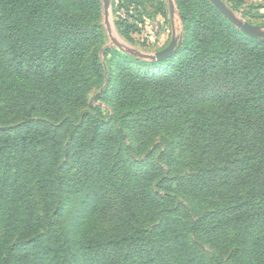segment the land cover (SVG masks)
<instances>
[{"label":"trees","instance_id":"1","mask_svg":"<svg viewBox=\"0 0 264 264\" xmlns=\"http://www.w3.org/2000/svg\"><path fill=\"white\" fill-rule=\"evenodd\" d=\"M82 21L63 0H0V264H264V43L198 28L158 84L122 74L102 119L85 105L97 50L77 81ZM75 164L96 188L83 232L64 224ZM110 196L122 212L102 230Z\"/></svg>","mask_w":264,"mask_h":264},{"label":"rangeland","instance_id":"2","mask_svg":"<svg viewBox=\"0 0 264 264\" xmlns=\"http://www.w3.org/2000/svg\"><path fill=\"white\" fill-rule=\"evenodd\" d=\"M82 1L80 10L78 9L79 0H63V5L68 13H78L82 16V29L87 33L85 40L73 39V41L84 42L85 57L79 64L83 72L82 76L81 74L77 76L80 85L84 83V75H87L85 66L94 50H97L98 63L102 67V82L88 91L85 105L90 108H98L102 112V117H105L102 119H106L107 115L111 113L113 91L118 90V82L122 74L137 75L140 78L149 76L148 82L158 84L160 81L157 80L160 76H168L173 73L185 47L191 46L200 33L198 28L205 32L208 30L210 38L215 34L238 45H241L240 42H242L239 34L247 38L246 44L264 43V0H222L239 19L261 28L257 39L243 34L219 14L228 23V26L226 24L223 26L221 19L209 10L207 5L210 3L207 0H109L107 20L104 16L102 0ZM169 1L172 3L173 11L170 10ZM182 6L184 10L191 8L195 11V15L192 17L193 25L191 29H188L189 31L185 29L184 23L181 21ZM171 42L176 44V52L166 60L155 61L154 55L168 47ZM221 42L214 40L207 49L221 52L225 48ZM137 54L146 56V59L137 57ZM70 76L73 77L72 74ZM86 77L89 78V76ZM66 85L68 87L66 89H69L72 85L78 84L67 81ZM100 92H104V94L101 97H96ZM3 104H5V100H0V106ZM86 112L87 110L82 109L79 114L82 115ZM173 124L179 125L180 122L177 119ZM156 133L158 136L167 134L165 131ZM124 134L127 138L126 130ZM178 134L173 133L170 136L177 137ZM143 157H140L139 160H142ZM124 159L131 162L127 155H124ZM77 167H79L77 164L73 165L70 171V180L72 181L70 188L75 191V195L63 210L65 226L67 228L72 226L75 232L87 228V225L83 226V224L89 219L90 213L85 209L87 201H82V199L86 191L96 189L92 186L94 185L92 180H86L88 176L86 170L76 172ZM26 172L28 173L27 170ZM29 173L27 175L28 182L31 188H34L35 182ZM109 198L112 201L109 202L110 208L100 224L102 230L113 226L122 212L120 201L114 196ZM3 229L4 220L0 214V237Z\"/></svg>","mask_w":264,"mask_h":264},{"label":"water","instance_id":"3","mask_svg":"<svg viewBox=\"0 0 264 264\" xmlns=\"http://www.w3.org/2000/svg\"><path fill=\"white\" fill-rule=\"evenodd\" d=\"M219 13L222 17H224L230 24L234 25L240 32H242L245 35H248L254 39H257L259 36V31L261 28L252 26L241 19H239L237 16H235L232 11L225 5V3L222 0H207ZM103 2V8H104V16L105 19H108V13L107 9L109 6V0H102ZM172 3L169 1L170 10L172 9ZM176 44L174 42H171L168 47H166L164 50L156 53L154 55L155 61H162L170 56H172L176 52ZM137 57L146 59V56L142 55H136Z\"/></svg>","mask_w":264,"mask_h":264}]
</instances>
